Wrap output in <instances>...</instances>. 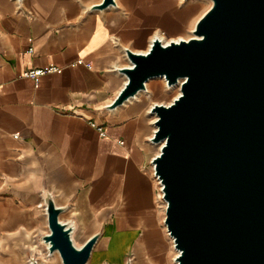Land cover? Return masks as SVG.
<instances>
[{"label":"crops","instance_id":"0c3cea01","mask_svg":"<svg viewBox=\"0 0 264 264\" xmlns=\"http://www.w3.org/2000/svg\"><path fill=\"white\" fill-rule=\"evenodd\" d=\"M100 1L0 0V231L24 253L50 195L83 243L99 232L93 264H173L151 161L155 117L148 105L108 106L126 82V49L167 37L158 16L173 0L91 9ZM52 65L37 80L22 75Z\"/></svg>","mask_w":264,"mask_h":264},{"label":"water","instance_id":"95a60500","mask_svg":"<svg viewBox=\"0 0 264 264\" xmlns=\"http://www.w3.org/2000/svg\"><path fill=\"white\" fill-rule=\"evenodd\" d=\"M211 1L192 36L155 37L144 52L126 49L130 65L119 68L126 82L108 106L133 97L152 77L180 81L171 102L149 108L150 140L160 144L151 161L174 260L264 264V0ZM115 3L101 0L91 9ZM45 210L48 251H58L63 264H87L99 232L77 246L50 195Z\"/></svg>","mask_w":264,"mask_h":264},{"label":"bare ground","instance_id":"6f19581e","mask_svg":"<svg viewBox=\"0 0 264 264\" xmlns=\"http://www.w3.org/2000/svg\"><path fill=\"white\" fill-rule=\"evenodd\" d=\"M172 4H173L172 6L168 8L166 7L163 10V12L158 16L159 17L158 24L160 25V28L164 30L165 34L167 35V37H165L164 34L157 33V35L159 36V38H161L163 42H169L170 40L177 41L181 38H185L183 36V33L191 27L194 28L195 23L197 21V19L194 20L195 18L194 15L199 10L196 5H191V6L186 5L180 7L179 4L176 5L175 0L173 1ZM192 28L190 30L191 36L193 35ZM158 77L160 78L158 81L155 82H151L150 80L147 81L145 89L139 91L133 97H130L128 100L125 101L130 106L131 111H133V109L136 108L137 112L138 111L141 112L142 109L145 107V105L150 103L148 101V98L145 97V95L143 96L139 95L140 92L142 91L145 93L150 92L153 96L160 97L165 94V91L167 89L171 88V86L165 82V78L163 76H158ZM177 84L180 85V81ZM152 114L155 117V114L154 113ZM160 185L161 184H159V188H161ZM3 215H5V211L0 206V216ZM102 244L103 243L100 242L99 246ZM175 251L177 254L178 251L176 249ZM0 254L7 255L4 256L6 259V263L4 262L5 260L3 261L4 264H31L30 259L29 262H27L25 260V257L22 256L19 257V254L23 255L22 251L10 249L9 246H6L2 231H0ZM175 263L178 264L176 261ZM50 264H63L58 252H54L53 254H51Z\"/></svg>","mask_w":264,"mask_h":264},{"label":"rangeland","instance_id":"374dc122","mask_svg":"<svg viewBox=\"0 0 264 264\" xmlns=\"http://www.w3.org/2000/svg\"><path fill=\"white\" fill-rule=\"evenodd\" d=\"M175 1H176V5L179 4L180 7L186 6V5H188V6L196 5L199 10L194 15L195 16L194 20L198 19L212 4L211 0H175ZM191 28L187 29V31H185L183 33V36L185 38H188L191 36V31H190ZM192 30H193V28H192ZM159 79L160 78L158 76H156V77L150 78L149 80L151 82H155V81H158ZM165 82L167 83L166 79H165ZM176 84L177 83L170 85L171 88L167 89L165 91V94L163 96H160V97L159 96H153L150 92H148V93H145L143 91L140 92L139 95H141V96L145 95V97L148 98V101L150 102L149 104H147L148 105L147 106L148 112L150 115L152 113L149 111V108H150L152 103H155V102L169 103L173 100L174 97H176L179 94L180 85H178V84L176 85ZM153 145H154L153 152L158 153L160 144L153 142ZM159 192H161V189H159ZM46 216L47 215L45 213L43 221L39 222V226L34 229L33 234H32L31 245L29 244L27 247L24 248L23 255L19 254V257H21V256L25 257V260L27 262H29V259L32 257V258L37 259V261L42 263V264H50L51 254H53L54 252H58V251H53L52 253H50L48 251L46 243L41 239L42 234L49 232V227H48ZM71 237L77 246L82 245L83 242L81 239V232L80 231H78V230L73 231L71 233ZM94 249L96 250V245H94V247H93V250L91 252V256H90L89 260L87 261V264H93L95 259H96V254L94 252ZM173 252L175 253L176 251L173 249ZM173 255H175V254H173ZM4 256H7V255L0 254V263L1 264L3 263L4 260H5L4 262L6 263V259ZM128 257L129 258L131 257L130 254H128ZM172 262H173V264H176L175 260H172Z\"/></svg>","mask_w":264,"mask_h":264},{"label":"built area","instance_id":"2783aa9c","mask_svg":"<svg viewBox=\"0 0 264 264\" xmlns=\"http://www.w3.org/2000/svg\"><path fill=\"white\" fill-rule=\"evenodd\" d=\"M56 69H57V67L53 66V65L47 66V67H29L23 71L22 75L25 77H29V78H32L34 80H37L39 78V76H41L47 72L55 71ZM98 129L102 135H105V132L102 129V127L98 126ZM158 182H159V180H158ZM159 184H160V182H159ZM160 187H161V185H160Z\"/></svg>","mask_w":264,"mask_h":264}]
</instances>
